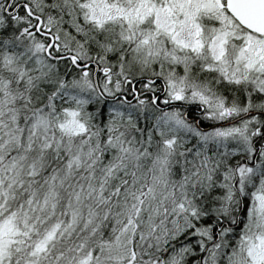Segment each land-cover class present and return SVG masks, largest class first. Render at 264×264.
Masks as SVG:
<instances>
[{"label": "snow or ice", "instance_id": "obj_1", "mask_svg": "<svg viewBox=\"0 0 264 264\" xmlns=\"http://www.w3.org/2000/svg\"><path fill=\"white\" fill-rule=\"evenodd\" d=\"M0 264H264V0H0Z\"/></svg>", "mask_w": 264, "mask_h": 264}]
</instances>
